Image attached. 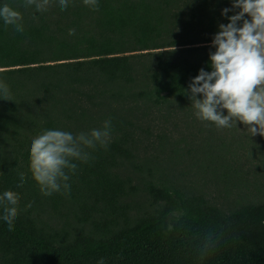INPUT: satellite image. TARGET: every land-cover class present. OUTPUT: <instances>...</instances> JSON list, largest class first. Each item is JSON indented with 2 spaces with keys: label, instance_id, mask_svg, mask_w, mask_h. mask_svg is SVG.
<instances>
[{
  "label": "trees",
  "instance_id": "1",
  "mask_svg": "<svg viewBox=\"0 0 264 264\" xmlns=\"http://www.w3.org/2000/svg\"><path fill=\"white\" fill-rule=\"evenodd\" d=\"M44 1L37 10L0 0V264H264V202L225 211L151 182L158 207L131 219L121 200L135 187L113 170L129 155L127 136L71 145L103 118L114 84L144 77L158 103L258 90L264 0H202L188 15L175 0ZM180 24L199 33L177 37ZM63 195L78 201L80 222L101 213L94 231L61 234L39 221L30 198L57 206Z\"/></svg>",
  "mask_w": 264,
  "mask_h": 264
},
{
  "label": "rangeland",
  "instance_id": "2",
  "mask_svg": "<svg viewBox=\"0 0 264 264\" xmlns=\"http://www.w3.org/2000/svg\"><path fill=\"white\" fill-rule=\"evenodd\" d=\"M22 2H30L37 10L50 5L44 0ZM200 4L202 0H175L170 7L188 15ZM172 33L189 39L199 31L180 24L173 26ZM149 83L142 77L131 85L114 84L116 95L103 110V118L79 130L71 144L81 148L97 138L107 143L127 136L124 146L129 155L118 156L113 167L135 187L121 200L126 215L135 219L155 211L158 205L147 189L151 182L169 184L190 195L202 194L225 211L264 202V84L253 92L222 87L195 101L171 98L158 103L154 95L144 93ZM63 149L65 146L54 147L49 152L55 158ZM30 199L37 203L39 221L61 234H74L83 227L94 231L92 221L101 217L96 212L89 222H80L78 201L69 195L61 196L57 206L44 198L40 202ZM6 202L23 204L16 197ZM119 221L125 224L123 217Z\"/></svg>",
  "mask_w": 264,
  "mask_h": 264
}]
</instances>
